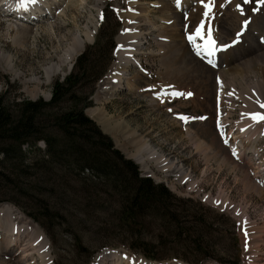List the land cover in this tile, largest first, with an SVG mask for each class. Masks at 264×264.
<instances>
[{
	"label": "rangeland",
	"instance_id": "obj_1",
	"mask_svg": "<svg viewBox=\"0 0 264 264\" xmlns=\"http://www.w3.org/2000/svg\"><path fill=\"white\" fill-rule=\"evenodd\" d=\"M198 1L194 0V4ZM7 2L11 0H0V96L8 102L24 97L48 99L46 94L51 93L53 81L64 78L78 54L96 40L97 33H112L111 40L116 44L113 57L104 75L95 82L92 105L86 106L85 112L89 114L87 109H97L106 112L112 122H125L127 129L135 130L137 139L141 138L174 161L175 171L180 167L187 173L181 179L175 171H164L153 161H149L147 167L136 161L140 175L151 176L172 191L175 214L161 216L153 209L137 216L134 224L129 226L121 220L123 207L117 193L102 191L96 201L99 191L89 194L91 192L81 188V181L68 177L71 173L68 168L44 159L47 158L45 141L39 140L36 145L40 150H30V154L39 160L34 171L44 180L39 190H48L52 183L56 194L62 193L61 197L66 200L68 212L53 218L50 217L51 210L49 215L35 220L25 210L42 213L36 196L24 197L12 192L1 179L0 197H10L19 204L6 198L0 203H11L27 217V221L31 219L45 233L49 240L47 254L51 257L48 264H98L101 257L112 250L135 260H150L143 253L149 248H153L158 256L152 262L158 261V264H264V170L259 171L257 165V161L264 158V130L256 142V151L252 152L249 149L251 140L245 132L254 126V122L244 114L256 109L250 110V103L239 95L243 91H256L258 85L264 84V64L257 60L264 55V3L259 0L247 3L245 0H215L217 11L209 23L218 28L214 34L219 43L235 49L229 59L226 56L212 59L206 54L197 55L194 45L187 39L194 31L191 29L194 25L186 28V21L195 23L196 8L181 10L169 0H60L54 4L52 0H39L37 9L32 10L33 19L29 20L5 13ZM236 4L242 6L243 21L250 23L237 42L239 44L232 45L236 35L227 23L226 12H233ZM136 8L142 11L137 23L145 31L141 52L130 53L132 60H128L126 74L122 76L125 85L107 97L104 94L109 89L105 85L110 79L114 80L110 75L121 63L119 49H127L121 47L119 39L129 32L125 31L127 26L133 25V19L126 17L137 13ZM235 10L238 12L237 7ZM168 11L178 16L176 27L174 23H167ZM103 12L106 13L104 21L101 19ZM208 26L207 23L206 28ZM20 29H25L23 31L28 34L17 37L16 32ZM166 31H176L177 46L195 54L197 59L193 60H197L198 66L192 64L202 72L192 69L185 74L162 65L164 39L160 37ZM76 37L84 40V46L68 68L61 58ZM244 52L248 56H243ZM209 59L213 63H217L214 62L217 59L218 66H211ZM3 62L11 63V68H4ZM60 64H63V73H53L49 81L47 69L60 67ZM132 79L139 90L126 86V81ZM99 89H104V96L98 95ZM174 92L193 95L175 96L172 95ZM259 100L264 102V97ZM178 114L206 119L185 122ZM261 126L260 129H264V123ZM242 128L247 130L244 132ZM107 134L128 157L129 151H135L131 145L124 150L123 142L118 143L110 133ZM88 173L85 171L84 174ZM257 186L261 192L256 191ZM26 237L16 230L8 235L0 229V242L3 243L0 264H42L33 249L36 245ZM13 238L15 241H10Z\"/></svg>",
	"mask_w": 264,
	"mask_h": 264
},
{
	"label": "trees",
	"instance_id": "obj_2",
	"mask_svg": "<svg viewBox=\"0 0 264 264\" xmlns=\"http://www.w3.org/2000/svg\"><path fill=\"white\" fill-rule=\"evenodd\" d=\"M105 18L103 12L102 20ZM111 38L112 33H97L96 40L78 54L64 78L53 81L49 100L24 97L8 102L0 96V179L12 192L24 197L36 196L42 213L24 209L35 220L49 215L51 210L53 218L68 212L66 200L62 193L56 194L52 183L48 190H39L44 180L34 171L39 160L30 150H40L36 144L41 139L45 141L47 154L44 159L68 168L71 171L68 177L81 181V188L89 194L99 191L96 201L102 191L117 193L123 207L120 216L123 223L131 226L137 216L153 209L161 216L175 214L172 191L151 176L140 175L137 162L120 151L111 136L84 110L92 105L94 84L104 75L113 57L116 44ZM85 171L89 173L84 174ZM3 198L12 200L0 197V201ZM12 202L19 204L15 199ZM149 249L143 251L144 255L157 259L153 248Z\"/></svg>",
	"mask_w": 264,
	"mask_h": 264
},
{
	"label": "bare ground",
	"instance_id": "obj_3",
	"mask_svg": "<svg viewBox=\"0 0 264 264\" xmlns=\"http://www.w3.org/2000/svg\"><path fill=\"white\" fill-rule=\"evenodd\" d=\"M59 1L60 0H52L51 3L54 4V2H59ZM99 1H101V0H99ZM169 1L172 3V5L175 6V8H176V6L177 7L179 6V9H181V10H183L184 8L186 9L188 7L196 8L197 11L194 12L195 13L194 16H196V21H194L195 23H193L191 20H190V22L186 21L187 22L186 28H188V26L194 25L193 28L195 29V27L200 23V21L202 19H205L203 17L205 7H204V5H202L200 3V1H198V3H196V5L194 4L195 3L194 0H169ZM7 3H8L6 6L7 8L4 10L5 13L17 16L20 19H28V20L31 18L33 19L34 14H33L32 10L38 6V2H37L36 4L28 5L26 8L18 7V0H16V1L11 0V2H7ZM68 3H69V1L67 2V4ZM136 3H138V2H136ZM232 4H233V2H232ZM46 5L48 6V4H46ZM139 5H140V3H139ZM232 6L233 5H231V8H232ZM236 7L234 6L232 8V9H234L233 12L231 10H228V11L226 10L227 12L225 11L226 14L228 15V20H229V21H227V23L229 24V26H231L233 28V33L235 35L237 32H240L242 30L243 15H244L243 11L238 10V12H237V10H235ZM231 8H229V9H231ZM136 9L138 10V8H136ZM168 9H169V7H168ZM216 11H217L216 7H214L213 13L215 14ZM140 13L142 14V11L140 12V9H139L137 11V13H130L129 15H127V17L125 16L127 18V20H129V18L133 19L132 22H134V23H133V25H130V27L127 26V28L132 29V31L123 33L122 37L119 39V41H120L119 44L121 45V47L127 48V49L126 50L119 49L120 53L118 52V56L120 58L119 62H121V63L117 65L118 67L117 66L115 67V71L112 72L110 75L111 77L114 78V80L110 79V82L108 81V83L105 85V87H107L109 89V91L104 94L107 97L114 95L115 91L119 90L122 86L125 85V80L122 78V76L127 70L128 60L131 59L130 53L141 52V48H142L141 47V38L143 37L142 35L145 31L143 32L140 29V26H139L140 23L138 24L137 23L138 20H136V19H141V17L139 18V16L141 15ZM166 13H167L166 15H168L167 18H169L167 23H170V24L174 23V26L176 27L177 25L175 23L177 21L178 16L177 15L176 16L171 15L172 13H169V11ZM143 15H145V13ZM146 16H149V14ZM144 18H146V17H144ZM164 19H166V18L164 17ZM210 20H211V18H210ZM210 20H205V32L207 31V28H206L207 23L209 24ZM136 23H137V25H136ZM193 28H191V29L194 30ZM162 29L163 28H161V30ZM246 29H244L245 32H246ZM23 30H25V29H20L19 31L16 32L17 37L21 36V34L23 36H26L28 34L26 31H23ZM164 33L166 35H164ZM169 33L170 32H167V31L163 32L162 37H160V38L164 39V43L161 44L162 65H164L165 68H167L168 70L173 69L174 71L183 72L185 74L189 73L192 69H195L197 72H202L200 68H196V66H195V65L198 66V64L196 62L197 60L196 61L193 60V58L197 59L196 57L193 56L195 54L191 53L187 50H184L183 47L179 48L177 46L178 45L176 43L177 38L175 37L176 31L173 33L171 32L170 34ZM215 34H216V32H215ZM91 36H92V34H91ZM216 37H218V36H216ZM89 38H90V36H89ZM235 38H236V36H235ZM133 41H136V43ZM186 41H188V40H186ZM197 41H199V40L197 39ZM262 42H264V40H262ZM238 44L239 43H237V45ZM232 45H234V44L232 43ZM83 46H84V40L82 38H79V37H76L69 44V46H67V48L64 52V55L61 58V61L64 64V66L66 65V66H68V68L71 66V63L74 60L73 57L76 56V54L80 51L79 49H82ZM233 48L235 49V47H233ZM233 48L232 47L228 48L227 51H226L227 48L220 50V52L217 51L215 53L214 57H211V58L214 59V58L218 57V59H219V57L226 56V59H229L228 57L231 54V51ZM239 48H240V46H239ZM166 51H169L168 54H166ZM222 51H224V52H222ZM247 51H245L246 54H248ZM245 52L242 53L243 56L246 55ZM246 56H248V55H246ZM192 60L195 62H192ZM257 60L260 61L261 64H264V55L260 56V58H257ZM214 62H217V63H212L211 66H215V67L218 66V60L216 59V60H214ZM117 63H118V61H117ZM192 63H195V65H193ZM3 64H4V68H6L8 70L11 68L10 67L11 63H4L3 62ZM63 64H60V67L58 65H56V66H53V67L47 69V76H48L49 81L51 80L53 73H57V74L63 73V69H61V67L63 68V66H61ZM11 71H12V69H11ZM118 75H119V77H118ZM223 75H224V73H223ZM128 80L126 81V84H127L126 86H128V87L130 86L131 88L134 87L133 88L134 90L136 88L139 90V88H138L139 86L133 84V83H135V82H133L134 81L133 79L131 81H128ZM103 90L99 89V92H98V95L101 97L104 93ZM49 94H46V97H49ZM239 95H240V97H242L243 99H245L247 102L250 103V105L252 106L251 107L252 109H250V110L256 109L253 111L264 112V109L260 108L259 104L256 102L258 99H262V97H264V84L258 85V90H256V91H254V89L251 90L250 92L243 91ZM87 110H89L88 113L90 114V116L94 117L100 123L102 129L104 131H106V133L107 132L110 133L116 139V141L118 143L123 142V144L121 146L124 150H127L128 145H131L135 148L134 152L129 151V153H130L129 156H131L133 159H136L141 165H143V167H147V164L149 163V161H153L156 164H158L157 166H159L164 171H168V172L169 171H172V172L175 171L176 166H175L174 161H172L171 159L166 157V155L159 153L155 149V147L152 148L148 143L143 141L141 138L137 139L138 137L134 136L136 133L135 130L132 131V130L127 129L128 125L125 122L124 123L121 121L112 122L111 118H109L106 115V112H103V111L100 112L97 109H87ZM253 111H251V112H253ZM245 119H247V117H245ZM262 123H264V122L254 123V126H252V128L249 129L247 132H245L247 130V128L246 129H244L245 127L242 128V129H244V132L247 133L249 140H251V142L249 144V149L252 152L256 151V145H257L256 142L258 141V139H260V137H262L261 131L264 130L263 128L260 129L262 127L261 126ZM243 125L245 126V124H243ZM257 130H259L258 134H256ZM257 165H258V168L260 169L259 171H263L264 170V167H263L264 166V158H262L260 161H257ZM174 174L176 176L180 177L181 179L185 178L187 176V173L184 172L183 170H181L180 167L178 170L175 171ZM256 191L261 192V188H259V186H257ZM223 203H225V200ZM9 206H11V205L7 204V203H3L0 206V207H2V208H0V229L5 231V233H7L8 235L12 234L13 231H15V230L18 233H22V232L28 233L25 235L27 237H30L31 238L30 241H33V243L36 245L33 249H35V251L38 253L39 260H42L41 263L42 264L50 263L51 257H49L50 255L47 254V252H48L47 246L49 243L47 242L48 240L45 237V235H43V237H42V235H40L41 231L39 229H37L36 227H33L30 224L28 225V223H26V221L24 219L19 218L21 212L18 209H17V211L20 213L17 215L16 211L14 212L13 207L11 206L12 208L10 209ZM22 215H23V213H21V216ZM10 241L14 242L15 239L13 238ZM10 241H9V243H10ZM2 245H3V243L0 242V247ZM112 251H114V250H112ZM112 251L110 254L105 253L101 257V259L98 261V264H125V262H126V264L127 263L128 264H155V263L158 264V261H153V262H155V263H153L152 261L146 260V259L135 260V259L128 257L126 254L119 253L117 251H115V252H112ZM109 260L112 262H110Z\"/></svg>",
	"mask_w": 264,
	"mask_h": 264
},
{
	"label": "snow or ice",
	"instance_id": "obj_4",
	"mask_svg": "<svg viewBox=\"0 0 264 264\" xmlns=\"http://www.w3.org/2000/svg\"><path fill=\"white\" fill-rule=\"evenodd\" d=\"M37 2H38V0H18V7L26 8L28 5L36 4ZM228 2H231V0H228ZM247 2H249V0H245V3H247ZM259 2L264 3V0H259ZM200 3L202 5H204V7H205V11L203 13V17L205 19H202L200 21V23L195 27L194 31L187 35V39L189 40V42L191 44L194 45V47L197 51V55L206 54L208 57H214L215 53L218 50L226 49V48L230 47L231 45L219 43L218 38L214 35V33L216 31H218V28H214L213 26H211L210 23H209V26L207 28V31L205 32V20H209L210 18H214L213 9L215 7V0H207V2H205V0H200ZM223 6L224 5H221V7H223ZM237 8H238V10L242 11L241 5H237ZM129 10H132V9H129ZM254 11H255V9H254ZM101 19H103V14H101ZM132 23H134V22H132ZM249 23H250L249 20L243 21L242 30L240 32L236 33V39L233 40V42H232L233 44L239 42L240 37L243 35L244 29L247 28ZM125 31H132V29H125ZM197 39L202 41V43L197 44L196 43ZM208 63L212 64L213 63L212 59H209ZM233 94L234 93H229V95H233ZM157 95L159 97L160 94H157ZM172 95H175V96H191L193 94L192 93L174 92V93H172ZM256 102L259 104L260 108L264 109V102H261L259 99ZM169 111L171 112L172 109H169ZM244 115L251 118L254 123L264 122V112L253 111V112L245 113ZM178 118L185 121V122H187L189 119H206L205 117H199V118L187 117V116H184L182 114H178ZM245 235L246 236L248 235L247 231H245Z\"/></svg>",
	"mask_w": 264,
	"mask_h": 264
},
{
	"label": "water",
	"instance_id": "obj_5",
	"mask_svg": "<svg viewBox=\"0 0 264 264\" xmlns=\"http://www.w3.org/2000/svg\"><path fill=\"white\" fill-rule=\"evenodd\" d=\"M48 99H50L51 98V93H50V95H49V97H47ZM86 109V108H85ZM90 115V114H89ZM91 117V116H90ZM91 118H93L95 121H96V123L101 127V125H100V123L94 118V117H91ZM102 128V127H101ZM104 131V130H103ZM104 133H106L105 131H104ZM108 133V132H107ZM106 133V134H107ZM118 146V145H117ZM118 149H121L120 147H118ZM126 154V153H125ZM126 156H128L127 154H126ZM129 157H131V156H129ZM133 159V158H132ZM134 161L136 160V159H133ZM137 161V160H136ZM3 203H7V204H10L11 205V203H8V202H1L0 203V206L3 204ZM12 206V205H11ZM13 207V206H12ZM13 209H14V212L16 211V214L18 215L20 212H18L17 211V208L16 207H13ZM19 218H21V219H24L25 221H26V223H28V225L30 224V225H32L33 227H36L37 229H39L38 228V226L35 224V222L34 221H32L31 219L29 220V221H27L26 219H27V217L26 216H21V213H20V217ZM40 230V229H39ZM22 234L26 237V235L22 232ZM40 235H42V237H43V232H41L40 233ZM26 238H28V237H26ZM48 250V249H47Z\"/></svg>",
	"mask_w": 264,
	"mask_h": 264
},
{
	"label": "clouds",
	"instance_id": "obj_6",
	"mask_svg": "<svg viewBox=\"0 0 264 264\" xmlns=\"http://www.w3.org/2000/svg\"><path fill=\"white\" fill-rule=\"evenodd\" d=\"M42 143V142H41Z\"/></svg>",
	"mask_w": 264,
	"mask_h": 264
}]
</instances>
